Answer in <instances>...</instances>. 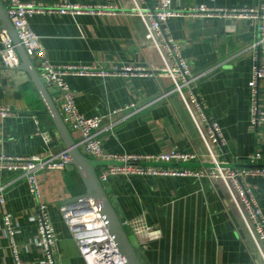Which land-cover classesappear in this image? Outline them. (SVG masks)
Returning a JSON list of instances; mask_svg holds the SVG:
<instances>
[{
    "label": "crops",
    "instance_id": "0c3cea01",
    "mask_svg": "<svg viewBox=\"0 0 264 264\" xmlns=\"http://www.w3.org/2000/svg\"><path fill=\"white\" fill-rule=\"evenodd\" d=\"M46 9L59 0H22ZM70 3L112 6L111 13H59L46 10L28 18L39 36L46 58L55 64H79L95 69L118 66L142 67L143 74L71 75L66 82L75 93L85 116L107 115L117 109L120 118L98 137L115 153L157 154L173 148L203 153L204 148L160 57L150 46L141 19L130 9V0H68ZM4 7L5 0H1ZM153 5L154 0H147ZM176 9L205 6L209 9H259L264 0H171ZM264 25V20H261ZM170 35L182 45V54L197 77L196 92L209 117L222 128L227 167L261 154L264 166V122L256 125L250 115L248 82L253 65V42L258 20L224 19L216 15L171 17ZM2 21L0 19V27ZM1 47V45H0ZM35 65L36 60L32 58ZM258 108L264 110V81L259 83ZM54 101V100H53ZM59 110V103L54 101ZM0 155L45 157L66 149L45 103L29 74L20 69L0 70ZM72 139L76 135L70 132ZM204 165L208 163L202 162ZM201 162L188 167L198 168ZM179 168L182 165L167 164ZM40 198L29 191L18 171L0 170V264H15L10 242L4 235L3 215L17 228L14 242L24 264H45L33 244L37 237L35 214L46 205L57 234L53 256L56 264H86L62 217L60 207L84 193L75 166L36 173ZM264 215V176H247ZM105 190L123 223L143 218L161 231V237L142 243L124 227L141 264H262L237 214L228 205L223 187L207 178L184 176L116 175Z\"/></svg>",
    "mask_w": 264,
    "mask_h": 264
},
{
    "label": "built area",
    "instance_id": "2783aa9c",
    "mask_svg": "<svg viewBox=\"0 0 264 264\" xmlns=\"http://www.w3.org/2000/svg\"><path fill=\"white\" fill-rule=\"evenodd\" d=\"M7 16L17 31L20 45L26 54L36 60V69L43 79L44 85L52 100L59 103V113L69 131L76 135L75 145L86 157L106 161L108 164L96 167L99 181L105 185L112 176L116 175H149V176H184L207 178L213 184H220L226 195L228 205L237 214L247 236L249 237L256 256L264 264V215L257 203L256 197L246 182L247 176H264V166L260 165L261 154L251 153L242 157L238 168L227 167L223 163L222 155H226V140L219 123L209 117L196 92L197 77L192 74L188 60L182 54L183 45L169 33L166 22L171 17L187 15L202 17L216 15L220 18H251L258 20L253 42V65L248 82L250 91V115L254 124L264 122V110L258 108L259 83L264 81V7L259 9H209L203 5L176 9L171 0H154L148 4L147 0H130L131 11L137 15L145 29L146 37L151 47L156 51L162 63L163 72L170 78L173 91L177 92L183 102L198 137L204 148L203 153H187L175 148L157 154L143 153H115L104 149L99 133L112 126L123 116L122 109L112 111L107 115L109 122L103 125L102 116H85L76 105L75 93L66 82L71 75H118L143 74L142 67L118 66L110 69H95L79 64H55L50 62L44 53L39 36L33 31L28 18L34 13L46 10L59 13H111L112 6L86 5L59 0L56 7L46 9L33 2L22 0H5ZM262 1V0H260ZM0 70H14L19 67L20 59L16 44L10 33L0 27ZM53 101V102H54ZM9 110L0 108V113ZM201 162L198 168L187 165ZM208 163L209 165H204ZM71 164L68 149L48 156H10L0 155V170L18 171L25 177L29 191L38 199L40 190L36 173L40 170H61ZM167 164L182 165L179 168L167 167ZM4 201L0 193V203ZM65 224L75 240L80 255L86 264H126L103 219L98 205L91 198L70 202L60 207ZM37 222V237L33 244L45 257V264H56L53 249L56 247L57 234L50 220L47 207L39 203L35 214ZM3 233L10 242L15 264H24L19 258L20 248L14 242L17 232L11 216L3 215ZM123 227H128L132 235L142 242L153 241L161 237V231L144 223L143 218L124 221Z\"/></svg>",
    "mask_w": 264,
    "mask_h": 264
},
{
    "label": "water",
    "instance_id": "95a60500",
    "mask_svg": "<svg viewBox=\"0 0 264 264\" xmlns=\"http://www.w3.org/2000/svg\"><path fill=\"white\" fill-rule=\"evenodd\" d=\"M0 19L2 21V28L7 30L14 43L16 44L17 54L20 59V69L26 71L31 77L35 87L37 88L40 96L42 97L46 109L51 116L56 128L63 140L66 149L69 150L71 156V165L77 169L83 185L84 193L73 197L68 202H76L82 199L91 198L100 208L103 219L108 227V230L117 246L121 256L124 258L126 264H141L136 248L132 245L130 238L119 219L113 204L104 189L103 185L98 179L96 167L99 165H106V161L93 160L81 153L76 147L74 140L70 135L68 127L64 124L60 113L54 104L50 94L48 93L43 79L39 76L38 71L32 59L26 54L24 48L20 45L17 31L11 24L5 7L0 0Z\"/></svg>",
    "mask_w": 264,
    "mask_h": 264
}]
</instances>
